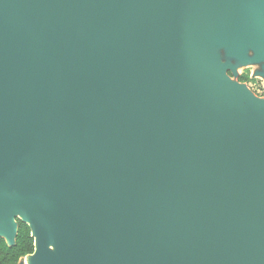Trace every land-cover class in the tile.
I'll return each mask as SVG.
<instances>
[{"label":"water","instance_id":"1","mask_svg":"<svg viewBox=\"0 0 264 264\" xmlns=\"http://www.w3.org/2000/svg\"><path fill=\"white\" fill-rule=\"evenodd\" d=\"M214 23L210 0H0V236L29 225L25 264H264V99Z\"/></svg>","mask_w":264,"mask_h":264},{"label":"flooded vegetation","instance_id":"2","mask_svg":"<svg viewBox=\"0 0 264 264\" xmlns=\"http://www.w3.org/2000/svg\"><path fill=\"white\" fill-rule=\"evenodd\" d=\"M210 1L215 19L214 49L226 64L227 76L264 99V0Z\"/></svg>","mask_w":264,"mask_h":264},{"label":"trees","instance_id":"3","mask_svg":"<svg viewBox=\"0 0 264 264\" xmlns=\"http://www.w3.org/2000/svg\"><path fill=\"white\" fill-rule=\"evenodd\" d=\"M16 221L18 229L11 245L0 236V264H20L34 250V239L29 225L20 219Z\"/></svg>","mask_w":264,"mask_h":264},{"label":"bare ground","instance_id":"4","mask_svg":"<svg viewBox=\"0 0 264 264\" xmlns=\"http://www.w3.org/2000/svg\"><path fill=\"white\" fill-rule=\"evenodd\" d=\"M47 245H48V247L50 248V250H52V251H55V247L54 246H52L49 242L47 243ZM26 259V258H25ZM31 259H29V261H30Z\"/></svg>","mask_w":264,"mask_h":264},{"label":"rangeland","instance_id":"5","mask_svg":"<svg viewBox=\"0 0 264 264\" xmlns=\"http://www.w3.org/2000/svg\"><path fill=\"white\" fill-rule=\"evenodd\" d=\"M22 263H26V259L25 258L22 260Z\"/></svg>","mask_w":264,"mask_h":264}]
</instances>
